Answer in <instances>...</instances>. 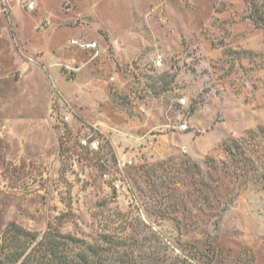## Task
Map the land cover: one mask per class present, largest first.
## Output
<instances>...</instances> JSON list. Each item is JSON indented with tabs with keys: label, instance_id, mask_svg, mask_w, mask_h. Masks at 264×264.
Wrapping results in <instances>:
<instances>
[{
	"label": "rangeland",
	"instance_id": "rangeland-1",
	"mask_svg": "<svg viewBox=\"0 0 264 264\" xmlns=\"http://www.w3.org/2000/svg\"><path fill=\"white\" fill-rule=\"evenodd\" d=\"M154 169L173 180L155 195ZM11 222L87 242L139 229L171 256L264 264V0H0V257Z\"/></svg>",
	"mask_w": 264,
	"mask_h": 264
},
{
	"label": "trees",
	"instance_id": "trees-1",
	"mask_svg": "<svg viewBox=\"0 0 264 264\" xmlns=\"http://www.w3.org/2000/svg\"><path fill=\"white\" fill-rule=\"evenodd\" d=\"M161 80L159 77L152 79L153 83L149 88L153 93L159 94L167 90V84ZM223 150L231 161H235L234 154L244 153V148L237 139L224 142ZM192 167L195 170L198 166L194 164ZM192 167H184V173L188 175ZM156 171L152 170L144 180L149 187L147 192L153 195L162 188H169L170 183H173L171 179L164 181ZM190 182L197 193L207 197L208 183H204L202 179L196 182L193 176ZM137 226L138 229L139 225ZM137 232L139 237L105 233L92 242H87L72 234L62 233L58 226L51 224L38 239L36 233L11 222L3 232L0 264H221L218 261L219 251L216 252L215 247L211 250L196 249L194 253L190 248H181L179 253L171 256L167 252L165 241L159 235L151 233L149 236H141L139 229Z\"/></svg>",
	"mask_w": 264,
	"mask_h": 264
},
{
	"label": "built area",
	"instance_id": "built-area-1",
	"mask_svg": "<svg viewBox=\"0 0 264 264\" xmlns=\"http://www.w3.org/2000/svg\"><path fill=\"white\" fill-rule=\"evenodd\" d=\"M27 9L32 10L33 4L32 3L27 4ZM71 43L72 44H78V43H76V41H72ZM78 46L81 50H95L97 47V44L95 42H87V43H79ZM161 63H162L161 58L157 57L156 61L153 63L154 68L161 66ZM181 103H184V100H181ZM180 128L186 129V125L182 124L180 126ZM79 146L83 150H86L88 152H94V151L99 149V142L91 134H87V135H84L83 137L80 138ZM131 164H132L131 160H127V161L122 162V163L118 162V168L122 169L126 166H130ZM113 175H115L117 178H115L112 181L111 187L115 188L117 191H122V190L124 191L126 188L124 184H125V182L127 183V181L125 180V177L120 175L119 173H114ZM109 176L110 175L108 173V170L104 171L102 174V178L105 181L110 179Z\"/></svg>",
	"mask_w": 264,
	"mask_h": 264
},
{
	"label": "crops",
	"instance_id": "crops-1",
	"mask_svg": "<svg viewBox=\"0 0 264 264\" xmlns=\"http://www.w3.org/2000/svg\"><path fill=\"white\" fill-rule=\"evenodd\" d=\"M86 51H89V50H86ZM91 51H93V50H91Z\"/></svg>",
	"mask_w": 264,
	"mask_h": 264
}]
</instances>
